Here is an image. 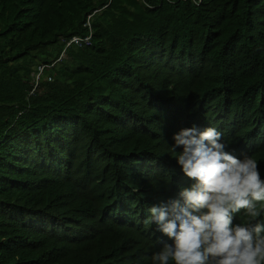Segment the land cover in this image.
Returning a JSON list of instances; mask_svg holds the SVG:
<instances>
[{"label": "trees", "instance_id": "1", "mask_svg": "<svg viewBox=\"0 0 264 264\" xmlns=\"http://www.w3.org/2000/svg\"><path fill=\"white\" fill-rule=\"evenodd\" d=\"M193 125L264 177V0H0V264H154Z\"/></svg>", "mask_w": 264, "mask_h": 264}, {"label": "clouds", "instance_id": "2", "mask_svg": "<svg viewBox=\"0 0 264 264\" xmlns=\"http://www.w3.org/2000/svg\"><path fill=\"white\" fill-rule=\"evenodd\" d=\"M173 140V150L182 149L176 168L185 184L167 187L149 209L154 230L173 240L154 254V264H264V177L257 160L234 151L220 128L193 125ZM242 210L247 220L234 224Z\"/></svg>", "mask_w": 264, "mask_h": 264}, {"label": "built area", "instance_id": "3", "mask_svg": "<svg viewBox=\"0 0 264 264\" xmlns=\"http://www.w3.org/2000/svg\"><path fill=\"white\" fill-rule=\"evenodd\" d=\"M91 18V16L88 17L86 23L84 24V26L88 29V33L86 35L83 36H73L70 38H63L60 37L61 42L64 44V49H66L69 46L75 45V46H88L91 44V39H92V30H91V25H90V21L89 19ZM64 56V51L61 54V57ZM53 64L51 65H46V64H42L38 67V72L35 73L34 75V83L32 86V90L30 92V94L37 89L38 87V82H39V76L40 74L43 73V71L46 68H50ZM48 80H51V77H48Z\"/></svg>", "mask_w": 264, "mask_h": 264}]
</instances>
